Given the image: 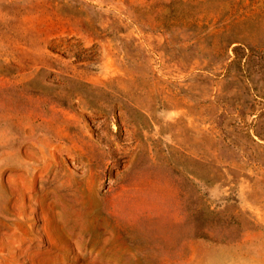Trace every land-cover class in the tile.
Instances as JSON below:
<instances>
[{"label": "rangeland", "instance_id": "1", "mask_svg": "<svg viewBox=\"0 0 264 264\" xmlns=\"http://www.w3.org/2000/svg\"><path fill=\"white\" fill-rule=\"evenodd\" d=\"M0 264H264V0H0Z\"/></svg>", "mask_w": 264, "mask_h": 264}]
</instances>
